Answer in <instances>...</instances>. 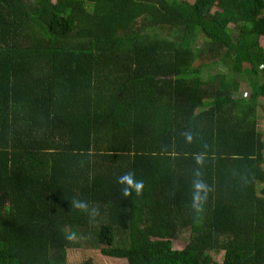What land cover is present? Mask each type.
<instances>
[{"label":"trees","instance_id":"16d2710c","mask_svg":"<svg viewBox=\"0 0 264 264\" xmlns=\"http://www.w3.org/2000/svg\"><path fill=\"white\" fill-rule=\"evenodd\" d=\"M262 37L264 0H0V264H264Z\"/></svg>","mask_w":264,"mask_h":264},{"label":"rangeland","instance_id":"374dc122","mask_svg":"<svg viewBox=\"0 0 264 264\" xmlns=\"http://www.w3.org/2000/svg\"><path fill=\"white\" fill-rule=\"evenodd\" d=\"M188 1L191 2L192 0H188ZM230 28H233V25H230ZM203 42L204 41H201L200 38H198V40L196 39L197 45H202ZM259 43L261 46H264L263 37L260 38ZM249 92L250 90L248 86L242 83L238 90V95L248 96ZM261 103L263 107L258 109L257 120H258V127L262 131L264 137V99L263 100L261 99ZM257 189L258 191H260V189H264V182L261 184L259 183ZM186 241H187V233L185 232L181 234L178 239H176V246L181 247L186 243ZM211 253L217 261L220 262L222 260V253H215V252H211ZM87 256H90L93 259H95L94 260L95 264H128L125 259L103 257L97 249H84V248L71 249L68 256V262L69 264H82V262Z\"/></svg>","mask_w":264,"mask_h":264},{"label":"clouds","instance_id":"9594fccd","mask_svg":"<svg viewBox=\"0 0 264 264\" xmlns=\"http://www.w3.org/2000/svg\"><path fill=\"white\" fill-rule=\"evenodd\" d=\"M188 139L190 141L191 137H188ZM119 182L122 184L126 183L128 185V187L123 189L125 195L129 194L130 189H134L137 192V194H140L144 187L143 181H135L133 179L132 173H129L119 178ZM210 191H211L210 186L204 180L201 179L198 181H193L191 207L197 215L203 212L204 205L207 202L208 194ZM72 206L81 211L87 210V204L83 201L78 202L77 200H73ZM93 211L95 212L96 210L93 209Z\"/></svg>","mask_w":264,"mask_h":264}]
</instances>
